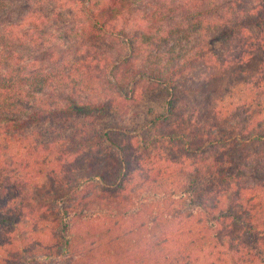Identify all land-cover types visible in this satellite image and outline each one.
Instances as JSON below:
<instances>
[{
	"label": "trees",
	"instance_id": "obj_1",
	"mask_svg": "<svg viewBox=\"0 0 264 264\" xmlns=\"http://www.w3.org/2000/svg\"><path fill=\"white\" fill-rule=\"evenodd\" d=\"M0 264H264V0H0Z\"/></svg>",
	"mask_w": 264,
	"mask_h": 264
},
{
	"label": "rangeland",
	"instance_id": "obj_2",
	"mask_svg": "<svg viewBox=\"0 0 264 264\" xmlns=\"http://www.w3.org/2000/svg\"><path fill=\"white\" fill-rule=\"evenodd\" d=\"M151 105H152L153 107H155V108H157V107H158V106H157V103H154V104L152 103ZM146 107L148 108V105H146ZM144 110H146V108H145V107H144Z\"/></svg>",
	"mask_w": 264,
	"mask_h": 264
}]
</instances>
